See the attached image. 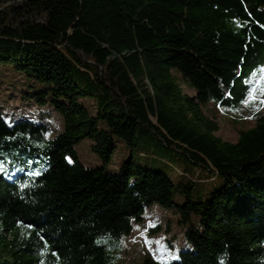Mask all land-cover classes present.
I'll return each instance as SVG.
<instances>
[{
    "label": "trees",
    "instance_id": "16d2710c",
    "mask_svg": "<svg viewBox=\"0 0 264 264\" xmlns=\"http://www.w3.org/2000/svg\"><path fill=\"white\" fill-rule=\"evenodd\" d=\"M0 63L64 120L49 137L46 124H9L0 103V264H105L154 203L175 209L191 244L168 264H264V112L228 141L202 108L246 103L247 76L264 75V0H0ZM86 137L104 164L115 137L147 138L223 183L194 200L193 180L133 155L117 173L87 167L75 150ZM150 253L140 264L168 259Z\"/></svg>",
    "mask_w": 264,
    "mask_h": 264
},
{
    "label": "rangeland",
    "instance_id": "374dc122",
    "mask_svg": "<svg viewBox=\"0 0 264 264\" xmlns=\"http://www.w3.org/2000/svg\"><path fill=\"white\" fill-rule=\"evenodd\" d=\"M255 70L256 68L245 81L253 84V88L248 89L246 103L223 101L217 108L214 102L202 105L207 116L217 117L214 119L219 124V129L215 134L224 140L236 141L239 131L253 127L256 116L264 112V75L260 76ZM182 84L186 93H194L186 81H182ZM35 89L32 81L19 73L13 64L0 63V103L5 120L9 124L20 119L46 124L49 127L48 136L54 137L64 130L63 116L51 101H35L32 97ZM241 91L242 89L239 90ZM82 101L88 106L90 103L95 104L90 98ZM115 141L116 149L107 164L93 150L94 141L89 137L75 144L78 159L87 167L105 166L107 172L117 173L122 161L133 155L137 163L167 173L176 185L181 181L193 180L194 200L210 198L223 183L222 176L214 169L194 165L184 154L162 146L157 141L141 138L134 148L120 137H115ZM174 200L183 203L185 193L176 191ZM179 220L180 216L174 208L158 203L146 206L143 220L133 219L131 233L118 241L120 247L111 243L108 245L105 264H140L144 249L156 258L167 256L168 261L162 259L160 263H170L181 250L191 248V244L185 239V227ZM99 240L102 241L100 238Z\"/></svg>",
    "mask_w": 264,
    "mask_h": 264
},
{
    "label": "snow or ice",
    "instance_id": "6c2138e0",
    "mask_svg": "<svg viewBox=\"0 0 264 264\" xmlns=\"http://www.w3.org/2000/svg\"><path fill=\"white\" fill-rule=\"evenodd\" d=\"M38 174V173H37ZM175 259H179V257L177 256V257H175Z\"/></svg>",
    "mask_w": 264,
    "mask_h": 264
}]
</instances>
